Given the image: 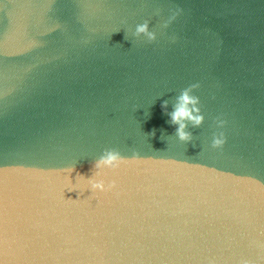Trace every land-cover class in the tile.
<instances>
[{"label": "clouds", "instance_id": "9594fccd", "mask_svg": "<svg viewBox=\"0 0 264 264\" xmlns=\"http://www.w3.org/2000/svg\"><path fill=\"white\" fill-rule=\"evenodd\" d=\"M182 12L183 9L175 10L171 17L164 23L163 27L168 28L178 18V16L182 14ZM135 35L137 37H146L149 43L155 42L158 38L157 32L151 29L150 23L147 21L136 25ZM200 87L201 85L199 83H194L188 88L184 89L181 95L178 97V103L175 107V110L170 114L172 122L179 126L177 131L181 141L189 142L192 140L191 133L186 131L187 124L185 121H191L193 125L197 127L201 126L205 121V116L202 114L201 108L198 106L200 104V98L193 95V92L200 89ZM164 107H167V102H165ZM216 123L218 128H223L225 121L218 119ZM226 143L227 138L222 131L213 134V148H221ZM123 162V158L118 151L114 149L106 150L104 155L95 162L93 175L91 177H87L86 175L77 172L75 183L83 180L90 185V191H104L106 190L105 182L102 179H97L101 175V170L104 168L117 169ZM74 171H76L75 166L70 169L69 177L72 182L73 180L71 176ZM78 194L81 196V193L78 192Z\"/></svg>", "mask_w": 264, "mask_h": 264}, {"label": "water", "instance_id": "95a60500", "mask_svg": "<svg viewBox=\"0 0 264 264\" xmlns=\"http://www.w3.org/2000/svg\"><path fill=\"white\" fill-rule=\"evenodd\" d=\"M0 264H42L16 253L0 248Z\"/></svg>", "mask_w": 264, "mask_h": 264}]
</instances>
